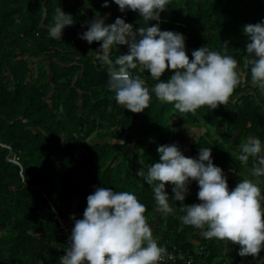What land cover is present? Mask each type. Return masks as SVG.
Segmentation results:
<instances>
[{
	"label": "trees",
	"instance_id": "obj_1",
	"mask_svg": "<svg viewBox=\"0 0 264 264\" xmlns=\"http://www.w3.org/2000/svg\"><path fill=\"white\" fill-rule=\"evenodd\" d=\"M57 7L74 19L61 39L48 31ZM97 15L105 24L121 18L134 30L143 26L138 12H121L114 0H0V264H59L64 242L54 210L74 227L72 217L83 219L96 187L134 194L151 226L154 192L136 173L142 168L146 176L159 162V146L176 144L194 159L200 148H210L214 165L236 187L253 163L239 161L241 146L249 136L264 145V91L252 84L245 65L243 32L247 24L264 22V0H169L161 13L160 30L185 37L190 61L194 50L208 46L233 56L247 75V84L227 104L195 113H179L154 94L143 113L119 105L107 86V66L96 59L101 42L80 38ZM127 52V45L119 46L112 59ZM132 72L150 91L157 83L147 70ZM172 75L169 69L161 80ZM201 126L203 134L191 133ZM172 187L165 185L174 211L154 227L153 237L160 247L177 245L184 255L164 264H235L239 245L206 239L204 229L181 220V206L200 203L198 183L190 182L183 205L172 200ZM259 187L264 197V185Z\"/></svg>",
	"mask_w": 264,
	"mask_h": 264
},
{
	"label": "clouds",
	"instance_id": "obj_2",
	"mask_svg": "<svg viewBox=\"0 0 264 264\" xmlns=\"http://www.w3.org/2000/svg\"><path fill=\"white\" fill-rule=\"evenodd\" d=\"M114 3L121 12H138L143 26L134 30L133 25L121 18L105 24V18L97 15L80 38L89 44L101 42L96 59L107 66V86L115 93L116 102L128 111L143 113L149 108L153 94L179 113H195L205 106L212 110L227 104L235 89L247 84V75L233 56L203 46L192 52L190 61L185 37L160 30V15L169 0H114ZM103 7L109 4L105 2ZM149 21L158 23L147 26ZM73 24V17L57 7L49 35L61 39L63 29ZM243 32L248 38L245 65L252 84L264 91V22L247 24ZM124 45L128 52L113 60V50ZM222 45L227 51L228 42ZM137 68L147 70L157 81L151 91L140 75H133L132 70ZM169 69L173 75L164 82L161 76ZM157 151L160 160L151 164L147 175L142 168L136 173L152 186L157 210L168 214L174 211L165 185H173L172 200L183 205L190 182L196 181L200 203L181 206L185 213L181 217L183 224L204 229L202 235L206 239L239 245L241 257L258 258L264 249V197L258 184L245 178L229 191L227 178L214 165L210 148H200L198 159L186 157L176 144L159 146ZM250 158L253 160L250 175L264 177V145L255 136L247 138L238 157L243 164H248ZM145 212L146 206L131 192L96 187L87 197L83 219L72 217L71 244L59 264H158L166 249L154 239Z\"/></svg>",
	"mask_w": 264,
	"mask_h": 264
},
{
	"label": "built area",
	"instance_id": "obj_3",
	"mask_svg": "<svg viewBox=\"0 0 264 264\" xmlns=\"http://www.w3.org/2000/svg\"><path fill=\"white\" fill-rule=\"evenodd\" d=\"M44 192L41 193V196H45ZM54 216L57 219L58 227H59V229H61V233L63 236V238H62L63 242H64V248H63V254H62V257H63L66 254L65 251H66L67 247H69L71 244L70 236L72 233L73 225L69 219H65V218L61 217L58 210H56V209L54 210ZM165 249H166V253L162 257V259L158 262V264L174 262L179 257H182L184 255V251L180 247H178L177 245H171L170 247L165 248ZM189 258H188V260H189ZM243 262H251L249 256H247V257L239 256V258L235 264H242Z\"/></svg>",
	"mask_w": 264,
	"mask_h": 264
},
{
	"label": "crops",
	"instance_id": "obj_4",
	"mask_svg": "<svg viewBox=\"0 0 264 264\" xmlns=\"http://www.w3.org/2000/svg\"><path fill=\"white\" fill-rule=\"evenodd\" d=\"M190 130H191L192 134H196L197 136H199V135H201V134H203L205 132V129L202 126L201 127H197V128L192 127ZM93 140H95V139H93ZM242 175H243V179H245V178L251 179L253 182L257 183L258 186L264 185V177L251 176L250 173H249V168H245L243 170ZM229 187H230L229 191H231V190H233L235 188L232 185H230ZM167 216H170V214L162 213V212L157 210L156 213H154L153 216H152L153 217V222H152V225H151L152 230H154V227L156 225H158V223H160L162 220H164V218H166ZM250 259H251L252 264H258V261L264 262V258H259V257L258 258H253V257L250 256Z\"/></svg>",
	"mask_w": 264,
	"mask_h": 264
},
{
	"label": "rangeland",
	"instance_id": "obj_5",
	"mask_svg": "<svg viewBox=\"0 0 264 264\" xmlns=\"http://www.w3.org/2000/svg\"><path fill=\"white\" fill-rule=\"evenodd\" d=\"M171 122H172V116H170V117L168 118V125H170Z\"/></svg>",
	"mask_w": 264,
	"mask_h": 264
}]
</instances>
